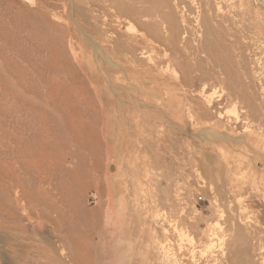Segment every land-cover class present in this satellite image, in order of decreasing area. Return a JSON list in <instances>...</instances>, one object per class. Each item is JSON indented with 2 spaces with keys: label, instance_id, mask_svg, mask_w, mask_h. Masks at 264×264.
<instances>
[{
  "label": "rangeland",
  "instance_id": "374dc122",
  "mask_svg": "<svg viewBox=\"0 0 264 264\" xmlns=\"http://www.w3.org/2000/svg\"><path fill=\"white\" fill-rule=\"evenodd\" d=\"M0 264H264V0H0Z\"/></svg>",
  "mask_w": 264,
  "mask_h": 264
},
{
  "label": "bare ground",
  "instance_id": "6f19581e",
  "mask_svg": "<svg viewBox=\"0 0 264 264\" xmlns=\"http://www.w3.org/2000/svg\"><path fill=\"white\" fill-rule=\"evenodd\" d=\"M255 1V0H254ZM112 3H113V1H112ZM109 4L110 6H115L116 4ZM115 3V2H114ZM117 3V2H116ZM97 6V5H96ZM113 6V7H114ZM120 6V5H119ZM118 7V6H117ZM130 7V6H129ZM104 8V7H103ZM132 8H134V7H132ZM102 9V8H101ZM119 10V9H118ZM130 10H131V8H130ZM133 10V9H132ZM139 10V9H138ZM137 10V11H138ZM142 10V9H141ZM122 11V10H121ZM136 11V12H137ZM98 12H100V11H98ZM135 12V13H136ZM127 13V12H126ZM132 13H133V11H132ZM141 13H142V11H141ZM146 13H148L147 11H146ZM165 13V12H164ZM131 14V13H130ZM137 14V13H136ZM135 14V15H136ZM144 14V13H143ZM142 14V15H143ZM151 14V13H150ZM153 14V13H152ZM163 14V13H162ZM169 14V13H168ZM119 15V14H118ZM132 15V14H131ZM147 15V14H146ZM172 15V14H171ZM144 16V15H143ZM167 16V15H166ZM170 16V15H169ZM210 16V15H209ZM97 17V16H96ZM99 17V16H98ZM152 17V16H151ZM172 17V16H171ZM170 18V17H169ZM96 19V18H95ZM157 19V18H156ZM162 19V18H161ZM160 20V19H159ZM116 21V20H115ZM137 21V20H136ZM112 22V20L111 19H105V16H104V23H103V33L104 34H107V33H109V32H111L113 29H114V27L112 26V24H114V23H111ZM139 22H141V21H139ZM161 22V21H160ZM160 22H158V23H160ZM101 23V22H100ZM138 23V22H137ZM139 24V23H138ZM143 24H145V25H148V23H143ZM151 24V23H150ZM154 25V24H153ZM101 26V25H100ZM117 26H119V25H117ZM146 27V26H145ZM158 27H159V25H158ZM157 28V27H156ZM99 29V28H98ZM101 30H102V28H101ZM115 30V29H114ZM152 30V29H151ZM154 30V29H153ZM157 30H159V29H157ZM164 30L166 31V32H163V36H166V37H169V39L174 35V36H177L179 33H178V31H177V29L175 28V29H173V21L170 19V20H167L166 21V25H165V27H164ZM99 31V30H98ZM101 32V31H100ZM154 32V31H153ZM99 33V32H98ZM167 34V35H165V34ZM99 34H101L102 35V33H99ZM173 34V35H172ZM150 35V34H149ZM111 36V35H110ZM123 35H120V34H118V33H116V34H114V37L112 36V39H111V41L113 42V43H115V45H117L118 43H123V44H125V46H127V47H125V48H127L128 50H129V52H131V50L133 51H136L137 49H138V45L140 44V45H144V44H146V45H148V40L147 39H145L143 36L141 37V38H139V37H131V38H129L128 37V39H129V41H132V40H134L133 42H131L129 45H128V43L126 42H122V37ZM147 36V35H146ZM156 36H160V35H155V36H153L154 38L156 37ZM104 37V36H103ZM139 38V39H138ZM150 38V37H149ZM154 38H152V39H154ZM164 38V37H163ZM104 39H105V37H104ZM151 39V38H150ZM151 39V40H152ZM158 39V38H157ZM157 39H154V40H157ZM171 41V40H170ZM161 42H162V40H161ZM102 43V42H101ZM155 44V43H154ZM169 44V43H168ZM171 44V43H170ZM145 45V46H146ZM118 46L120 47V49H122V50H127V49H123L122 48V46H120L119 44H118ZM117 46V47H118ZM167 46H169V45H167ZM116 47V46H115ZM118 47V48H119ZM155 47V46H154ZM149 48V47H148ZM128 50L126 51V52H128ZM138 52V51H137ZM132 53V52H131ZM131 53H130V56H131ZM134 53V52H133ZM132 53V54H133ZM133 57V56H132ZM115 58V57H114ZM137 59V58H136ZM140 60V58H138L137 59V61H139ZM144 107V106H143Z\"/></svg>",
  "mask_w": 264,
  "mask_h": 264
}]
</instances>
